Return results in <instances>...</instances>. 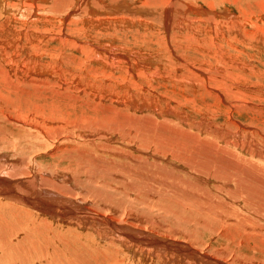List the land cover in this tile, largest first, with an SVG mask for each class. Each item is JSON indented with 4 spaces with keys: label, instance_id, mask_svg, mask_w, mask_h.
<instances>
[{
    "label": "bare ground",
    "instance_id": "bare-ground-1",
    "mask_svg": "<svg viewBox=\"0 0 264 264\" xmlns=\"http://www.w3.org/2000/svg\"><path fill=\"white\" fill-rule=\"evenodd\" d=\"M86 1L88 4L84 5ZM214 1L210 0L209 10L216 11V8L222 7L225 12L221 11L222 14L233 15L224 0ZM110 2L112 5L109 6L115 8L114 14H110L102 0H14V3L3 5L7 7L8 15L0 20V52L9 59L8 66H2L0 72L9 82H16L14 88L19 95L32 93L30 89H34L36 92L49 90L56 96L77 97L79 91L83 93L86 89L78 83H86L85 79L92 75V79L89 78L92 82L87 80L88 87L90 85L98 91H92V97H89L98 103L109 99L108 105L112 110L105 108L109 112L104 111L100 117L92 114V118H86L85 114V119L77 116L72 120L71 116L65 115V111L63 113L57 105L56 108L53 105L50 106L53 113L45 119L56 126L47 127L45 123L29 119L32 111L40 117L46 116L44 112L47 113V108H42L44 105L36 104L27 110L21 104L28 100L21 101L0 93V264H171L155 259V255H160L166 260L164 252L167 249L179 254L185 252L187 257L197 258L201 264H225L223 260H216L199 251L195 243L186 241L187 238L184 242L159 239L144 229L140 230L142 228L125 226L121 220L115 222L116 216H109L110 210L100 204L106 202L105 197L111 198L113 192L124 188V185L120 186L121 181L127 182V192L139 191L142 185L147 189L154 182L153 193H175L180 199L174 202L194 207L201 215L199 219L204 227L214 229L216 222L224 226L239 224L243 227L244 238L257 237L264 242V73L257 72L260 61L255 59L256 55L264 56V32L258 28L264 23L261 17L264 0H245L243 4L242 13L248 11L251 16H244L245 26H254L256 31L249 29V34L240 19L224 17L218 21L226 32L223 42L227 45L231 41L235 47L229 53L223 51V60L208 52L217 60L216 65L211 66L215 71L211 79L216 87L212 88L209 84L210 92L206 93L213 99L212 104L220 108L223 102L228 103L226 106L229 109L244 106V97L228 95L231 88L236 94L249 88L258 96L255 106L250 107L254 123H245L230 116V120L225 121V127L216 125L211 121L213 118L206 115L203 117H208V121L202 117L194 119L192 114L196 107H193L192 113L183 111V107L186 109L204 96L195 88L193 98L182 96L189 90L192 81L197 85L206 80L204 68L175 56L176 61H182L175 73H168L164 64L169 65L171 57L164 62L132 45L119 44L121 39L127 38L126 28L129 33L134 31L132 36L136 34L128 23L149 27L154 24L150 14L157 8L154 0H136L135 17L120 5L122 0ZM159 9L164 11L159 24L166 34L174 27H183L181 22L189 15H196L194 25L206 11L198 0H165ZM119 20H124L125 26ZM193 25L185 28L195 34L190 39L191 44L200 35ZM123 33L124 36H121ZM99 34H105L107 42ZM244 34L252 36L245 49L236 46L245 41ZM176 40L183 45L186 43L181 34ZM57 42V46L52 44ZM217 46L221 50L222 47ZM22 47L24 50L31 47L32 51L27 53L29 58H26L27 55L24 58L25 53L21 54L23 49L18 50ZM211 48L214 50V44ZM206 49L210 48H202L201 52L207 53ZM246 51H251L248 58L243 57ZM44 56L50 57L47 61H55L45 62ZM93 61L101 62L99 64L103 65L104 71L99 74L89 69L87 65ZM223 61L230 62L231 66L225 68L218 64ZM248 71L253 74L250 79L243 80L242 76ZM237 72L240 76L235 75ZM22 79L30 86L28 91L21 88ZM159 81L169 88L167 92H155ZM197 95H200L198 99ZM146 109H151L149 114L145 113ZM203 110L197 109L196 113L201 114ZM98 111L95 112L98 114ZM74 131L81 134L84 131L85 138L92 139V153L98 151L100 154L107 150L113 159L110 157L108 161L101 162L95 159L97 154L91 155L92 160L88 159L86 156L91 147H81L77 144L78 138V142L74 143ZM63 149L70 150L71 156L61 153ZM47 150L52 153L53 162L46 164L37 160L36 154L47 153ZM83 176L87 183L92 182L91 192L96 197L90 208L84 206V201H88V189L81 192L84 200L74 196L85 183L77 181ZM73 177L77 178L75 183L72 182ZM122 194L124 196L125 193L122 191ZM124 198L127 200V196ZM155 198L152 199L158 197ZM16 203L20 205L16 207ZM176 203H173L175 208L179 206ZM94 204L98 205V209L101 206L108 211L96 210ZM12 206L16 207V212L24 211L34 217L28 233L23 232L27 228L25 216L14 221L10 215ZM163 206L167 208L168 205ZM122 225L127 229L120 227ZM233 233H230L232 237L236 235ZM145 241L147 245H153L156 251L154 259H151V251L150 254L135 248ZM104 251L108 254H102L101 258L106 260L100 262L97 257Z\"/></svg>",
    "mask_w": 264,
    "mask_h": 264
},
{
    "label": "rangeland",
    "instance_id": "rangeland-1",
    "mask_svg": "<svg viewBox=\"0 0 264 264\" xmlns=\"http://www.w3.org/2000/svg\"><path fill=\"white\" fill-rule=\"evenodd\" d=\"M8 1L9 0H7V1L6 0H4V1L0 0V16H1L0 20H2L5 17V15H8L7 7H5L3 5L4 4L6 5L8 3H14V0H10V2H8ZM110 1H112V0H102V3L104 5V7L109 10L110 14H114V12H116V11H115V8H112L111 6H109V4L112 5V2H110ZM164 1L165 0H154V2L156 3L157 8H156V10L151 11V13H150L153 16L154 20H155L154 24L150 26L151 28L148 25H145V24L128 23L132 27V29H134L136 31V34L134 36H132L134 34V31L133 32L130 31V33H129V31H128L129 29H127L125 27L126 28V33H127V38H125L123 40L121 39L119 44L123 43L124 46H131L132 45L134 48L138 49L140 52L143 51V52H145L147 54H150L149 56H151V57H153V58H155L157 60H161L162 59L164 62H167V60L171 57L170 64L169 65L164 64V67H165V69L168 70V73H175V71L177 69V66L179 65V63L182 60H187V61H189L188 63H190V64H195V65H198V66L204 68L205 69L204 77L206 78V80L205 81H200V83L197 84V85H195L196 84L195 81H192V85H189V90L187 92L182 93V96H184V97L193 98L194 97L193 93H194V88H195L198 91L199 94H203L204 95L203 98L200 99L199 101L195 100L192 104H190L189 106H186L187 110L185 109V107H183V111H186L188 113H192L193 112V107H196V110L200 109V108L204 109L201 114L196 113V110H195V112H193L194 114H192L194 119H200L202 117V118H206V120L208 121L207 118L210 117V118H213V120H211L212 122H214L218 126L220 125L221 127H223V126L225 127L226 126V122L225 121L227 119L229 121L230 120V116H233V117H235L234 119H236V120L239 119V120H241V121H243L245 123H254L253 120H252L254 115H253L252 109L250 107L251 106H255L254 102L258 99V96L253 90L249 91L251 89L248 88V90H242V91H240V92H238L236 94L233 91V88H231L230 91L228 92V95H239V96L244 97V99H245V105L244 106L236 107L234 109H229L226 106V104H228V103H224V102L220 105V108H217L215 106V104H212L214 102L213 99L208 94H206V93L210 92V89L208 88L209 84H211L212 88L216 87V84L211 79L212 73L215 72V71H213L211 69V66L212 65H216L217 60H216V58L214 56H211L208 52H213V54L215 56H218L219 60H223V56H224L223 51L225 50L226 53H229L230 49L235 47V46H233L232 42L229 41V39H228V41L230 43H228L227 45L224 44L223 40H224V37L226 35V32L224 31L222 25L218 21L222 20V18H224V17H226V19H231V20L237 18V19H240L242 21V24H244V29L246 30V32H249V34L251 33L250 30H252V31H256L257 30V28H255L254 26H252V27L245 26L244 16L251 17L248 14L249 13L248 11H247V13H242L243 4H244L245 0H224V4H228L227 5L228 8L233 11V13L229 12V13L233 14L231 17H229V14H227V13L226 14H222L221 13V11H223L222 7L216 8V11L209 10L210 0H198L199 5H201L202 7H204L206 9V11H208V12L205 11L204 13H202L200 15V19L201 20H198L193 25V22L196 19V15H189L186 20L181 22V26H183V27H174V28H172L169 31L168 34H166V32L161 28V25L159 24V20L162 17V14L164 13V11L160 10L159 7H160V5H162L164 3ZM211 1L213 3L216 2L214 0H211ZM122 2H121L120 5H122V7L125 8V11L127 13H130V15H133L135 17L136 14H135V12L133 10L135 8L134 3H136V0H122ZM87 4H88V2L85 3L84 5H87ZM253 6H255V5L253 4ZM5 8H6L7 11L5 10ZM209 11L213 12L214 15H212L211 12L209 13ZM10 12L12 13V11H10ZM26 12H27V14H29L28 11H26ZM256 14L260 15L259 12H257ZM210 15H212V16H210ZM253 16L255 17L256 15L254 14ZM261 17L264 18V9H263V12L261 14ZM127 19H129V18H127ZM124 20H125V18H124ZM124 20H119L122 23V25H124ZM215 21H217V22H215ZM120 22H118L119 25L121 24ZM261 24L262 25L258 26V28L264 32V23L262 22ZM192 25H193L195 30L199 31L200 35H199V37L197 39L193 40L192 44H191L190 43V39L192 37H194L195 34L193 32H191V31H189V30H186L185 28H187L189 26H192ZM210 32H212L214 35L211 34ZM178 34H181L186 39L185 45L179 43L176 40V37H177ZM98 36L99 37L101 36L103 41H105L106 38H107L105 34L104 35L103 34L102 35L99 34ZM121 36H124V33ZM92 38L95 39L94 36H92ZM112 38H115V37H112ZM228 38H229V35H228ZM251 39H252V36L245 35V41L238 43L236 46L242 47L243 49H245L247 43ZM106 42H107V40H106ZM106 42H104V43H106ZM17 43H18L17 45L20 46L19 42H17ZM52 44L54 46H57V44L59 45L58 42L57 43H52ZM52 44H50V45L53 46ZM213 44H214V50L211 48V46ZM217 44L222 47L221 50H219ZM28 48H26L25 50H24L23 47L21 49H18V50H21V51L23 49V52L21 54L25 53V54H23L24 58L26 57L28 51L29 52L32 51V50H30L31 47H28ZM202 48H210V49H206L207 53H203V52H201ZM175 52H177V53H175ZM3 54L4 53L0 52V66H1L0 67V71L2 70V66L3 67L8 66V64H6V63H7L8 59H9V57H7L5 54L4 55ZM250 54H251V51H246V52L243 53V57L248 58L250 56ZM175 56L183 57V59L180 60V61H176ZM26 58H29L28 55H27ZM44 59H45L44 60L45 62H49V63H53L55 61V60L47 61V60H50V57H48V56H44ZM255 59L257 61H260V64H258V71L257 72L264 73V64H262L264 62V56L256 55ZM99 63H101V62L93 61L90 64H88L87 66H88L89 69L92 68V71L96 70L95 73H99L100 74V72L104 71V69H102L103 65L99 64ZM218 64L222 65V67L224 65L225 68L231 66V63L230 62H226V61H223V62L218 63ZM101 65H102V67H101ZM252 74H253V72H249L248 71L246 74H244L242 76L243 80L250 79V76ZM116 75H120V73H116ZM235 75L240 76V73L237 72V74H235ZM39 76H41V74ZM169 76L170 75H168V77ZM89 78L92 79V75H90ZM89 78L85 79L86 83H83L84 82L83 80H82L83 82H80V83L77 82V83L79 85L81 83L86 85L87 84V80ZM91 79H89L90 83L92 82ZM22 80H23L22 81L23 83L21 84L22 85L21 88H23L25 91H28L30 89V86L28 85V83L26 84L24 82L26 80H24V79H22ZM98 80H100V79L98 78ZM14 83H16L14 80L9 82L6 79V77L3 76V74L0 72V93L3 92L5 94H7V95H10V97L12 96L13 98H15V99L17 98V99H19L21 101H27L28 100L27 103L21 104L22 107H24L27 110H30L36 104H39L41 106L44 105L42 108H44V107L47 108V110H46L47 113L44 112L46 116L40 117L39 114H37L35 111H32L33 114L30 113L29 119L31 121H35V122L40 121V123H42V124L45 123L44 125H47V127L56 126V124H53L52 122L49 123V121L47 119H45L47 116L48 117L50 116L48 114L53 113L52 112L53 109L50 108V106L52 107L53 105L55 106V108H56V105H57L59 110L61 109V111L63 113L66 112L65 115L68 114V117L71 116L70 119H72V120L77 118V116L78 117L81 116L82 119H85L84 118L85 116H87L86 118H92V114L97 115V116H99L100 114L102 115V113L104 111H108V110H105V108L106 109L109 108V111H110V109L112 110V108L109 107V105H108L110 103L109 99L107 101L99 102V103H98V101L97 102L94 101V100L92 101V98H90V97H92V95H91L92 91L93 92H97L98 89L92 88L90 85L88 87V84H87V86L82 85V84L80 85V87H83V89H85V87H86V89L84 90L83 93L79 91V93L76 94L77 97H67V96H63V95L56 96L55 93H52L49 90H43L42 92L41 91L36 92V91H33L34 89L33 90L30 89V91L32 93L28 94V93H23L22 92L23 95H19L18 92L14 88V86L17 85V84L14 85ZM47 87H49V86L47 85ZM155 87H156V89H155L156 93H163V92H167L169 90V88L167 86H165L164 84H162L161 81H159L157 83V86H155ZM85 92L88 95L84 94ZM220 93H223V91H221ZM199 96L200 95H197L196 98L198 99ZM56 98H58V99L56 100ZM53 100H54V102H53ZM71 102H73V103H71ZM95 102L97 103V105H96ZM92 103L93 104L95 103L96 106L95 105L93 106ZM103 103H104V106H103ZM100 104H102V105H100ZM92 109L93 110L96 109L95 111L99 110L98 114L95 111L92 112L91 111ZM149 110L151 111V109H149ZM149 110L146 109L144 111H147L145 113L149 114V112H150ZM69 111H71V112H69ZM82 112H83V115H82ZM203 115H206L208 117H206V116L203 117ZM61 116H63V115H61ZM166 117L169 118V119L171 118L168 115H166ZM44 119H45V121H44ZM241 132H243V131L241 130ZM73 135H74L75 140H76V141L74 140V143H77L78 140H79V142L77 144H80L81 147L84 146L83 148L87 147V149H89L91 147L89 149L90 151L87 152L88 155L86 157L88 159H91L92 158L91 155H93V154H97V155H94L96 157L95 159L100 160V161L102 160L103 162H106V159L108 161L110 159V157L113 159L112 154L108 153L109 151H107V150L106 151H101L102 153L100 152V154L98 153V151H97V153H92V151H91V149H92V145H91L92 139L90 141V140H88V138H85L86 137V133L84 131L82 132V134L80 132H78V131H76V132L74 131ZM77 138H78V140H77ZM82 142H84V143H82ZM69 149H71V147ZM63 150H64V152H63ZM63 150H61L60 152L65 154V156H71L70 155L71 153H69L70 150H68V149H63ZM112 150L114 151L115 149H112ZM49 151L50 150H47V153H44V154L43 153L42 154H38L37 153L36 154L37 158H38L37 160H40L41 162L43 161L42 163H46V164L52 163L53 162V156H52V153H48ZM73 152H74L75 155H78V152L77 153L75 151H73ZM103 153H105V154H103ZM98 156L100 158H103V157H105V158H103L104 159L103 160V159H100ZM0 162H2V160ZM128 162H130V161H128ZM75 179H77V178L73 177L72 182L74 181V183H75ZM136 179L138 180V178H136ZM77 181L79 183H83V182H85V183L82 184L83 186H81L79 191L77 190L76 195H74V196H77V199H79V200H84V199H82L83 196L81 195L82 194L81 192L83 190H85V188L88 189L87 191H89L90 194L88 193L87 199H88L89 202L88 201H84V206L87 207V208H90V206H92L91 202L94 203V201L96 200L95 199L96 198L95 195L93 194V192H91V190H92V188H91L92 187L91 186L92 182L89 181L87 183V181H85V177L84 176L80 180L77 179ZM123 182L124 181H121L122 184L120 185L121 187L124 185V188L122 187L123 190H122V188H119V190L121 192L119 190L117 191L118 193H120L119 194L120 196L115 191V192H113L114 194L112 193L110 195L111 198L105 197L106 202L103 201L102 204H100L101 206L105 207L106 209L108 208V210H110L109 211L110 213L108 212L109 216H112L113 218H115V216H116V218L114 219L115 222H117V221L119 222V220H121L120 222L121 223L124 222L126 224L125 226H130V227H133L135 229L142 228L140 230L144 229V231L146 230L147 232H150V233L154 234V236L158 237L159 239L163 238V239L167 240V238H168L169 240L184 242L185 239L187 238L186 241L187 242L190 241L193 244L195 243L196 245L195 244L194 245L197 246L196 248L199 247L198 248V250L200 249L199 251H201L203 253H207V254L215 257L216 260H223L225 264H264V242H263V240H261L260 238H257V237L251 238L249 240L244 238V236H243L244 231H243L242 225L233 224V225H225L224 226L221 223L216 222L215 224L212 223L213 226H215L216 228L210 230L209 226H208V228L204 227L205 224L203 222H201L200 219H199V218H201V215H199V213L197 211H195L196 209L194 207H189L188 208V206H186L187 209H188V211H186L187 209H186V207H185V205L183 203H182L183 205H181L179 203L174 202V201H176V199H178V197H177V195L175 193L172 192V195H169V193H166V194H162V193H158V192H154L153 193L152 191L155 189L154 182H152V185L149 186L147 189H146V187L144 185H142L143 187L140 186L139 187L140 188L139 191L138 190H134L135 192L134 191L133 192H131V191L127 192L128 189L125 188V187H127L126 186L127 182L125 181L124 184H123ZM84 184H85V186H84ZM96 184L98 186H100L97 181H96ZM86 186L89 187L90 189L87 188ZM173 188H175V187L173 186ZM124 190H126V192H124ZM174 190L176 191V188ZM122 191L125 194L126 193L127 194L130 193V194L129 195H125L124 194V196H123ZM143 191H145V192H143ZM148 191H149V193L151 195H152V193L154 195H152V197H151V195L148 193ZM115 193H117L116 196H115ZM141 193H144V194L142 195ZM131 194H132V196H131ZM147 194H148V196H147ZM135 195H137V196H135ZM160 195H161V198H160ZM168 195H169L170 199H168V201H167L166 198H169ZM125 196H127V200H126V198H124ZM149 196H150V198H149ZM135 197L137 199H135ZM155 197L156 198L158 197L157 199H158L159 204H158L157 199ZM163 197L165 198L164 200H163ZM171 197H173L172 198L173 201H172ZM115 198H117V199L115 200ZM152 198L153 199L155 198L156 200H153ZM128 199H130V200H128ZM149 199H151V200H149ZM159 199L161 200V202L159 201ZM119 200H120L121 204L119 203ZM123 200H124V204H122ZM171 201H172V203H171ZM90 203H91V205H90ZM173 203L179 204L180 207L176 206V208H175V206H173L174 205ZM19 205L20 204L16 203V207H18ZM156 205H157V207H155ZM163 205H168L167 206L168 209L165 208L166 206H163ZM93 206L95 207L94 209H96V210H99V209L101 210L102 209L101 206L98 209V207H96L98 205H96V204H94ZM107 206H109V207H107ZM114 206H115V208H114ZM162 206L164 207V209H163ZM16 207L12 206V208H11L12 212H9V213L13 217L14 221H16L20 216H25V218H26L25 225L27 226V228L23 232L24 233H28L30 231V229H31L30 225H31L32 219L34 217H31V216L27 215V213L24 212V211H21L20 213L16 212L15 211ZM110 207L111 208L113 207V208L111 209ZM178 207H179L180 210H178ZM182 207H184V208H182ZM105 208H103L102 210L104 212H107L108 210H105ZM125 208H126V210H125ZM173 209H175V210H173ZM189 209L191 210V212H190ZM120 212L121 213L123 212V213L121 214ZM129 213H130V215H129ZM155 213H157V214H155ZM195 213H197V214H195ZM120 214L121 215H125V216H121ZM119 215L122 217V219L120 218ZM197 216H199V217L197 218ZM192 217H196V218H192ZM151 218L153 220H151ZM131 221H132V223H131ZM154 221H156V224H155ZM177 221H178V223H176ZM125 226L122 225L120 227H123L125 229L126 228ZM235 229L236 230L238 229L237 232H236ZM83 230H85V232L88 231L87 229H83ZM229 231H230V233L235 232L236 235L234 237H232L231 236L232 234L230 235ZM123 232H125V230H123ZM139 232H134V234H138ZM235 233H233V235ZM255 234H252V235H255ZM230 236H231V238H230ZM256 236H258V235H256ZM258 237H260V236H258ZM126 239H128V238H126ZM31 243H35V242L32 241ZM246 243H248V244H246ZM144 245H146V246H144ZM136 246H135V248H137L139 250H142V251H145V252H148V253H150V251H151V253H152L151 259H154V255L156 254V251H155V249H153L154 248V247H152L153 245L152 246L150 244L147 245V243L145 241V242H142L141 244L136 245ZM169 250L167 249V251L164 252V255L166 256V260H164L163 257H160V255H155V259L156 260L157 259L158 260L162 259L161 261H163V262L164 261H168V262H171V264H175V263L177 264L179 262L181 264H185V263H187V264L188 263L189 264H201L202 263L201 261L197 262L198 261L197 258L195 259L194 257H190V258L187 257L185 252H183L182 254H179L177 252L175 253L174 251H172V250L169 251ZM153 253H154V255H153ZM102 254H108V252L104 251V252L99 254V256L97 257V260L100 261V262H103V261L106 260L105 258H101ZM156 256H159L160 258L159 257L157 258ZM183 256H184V258H183ZM186 258H188V259L186 260ZM163 264H166V263L164 262Z\"/></svg>",
    "mask_w": 264,
    "mask_h": 264
}]
</instances>
